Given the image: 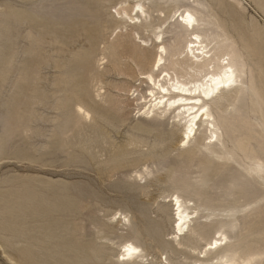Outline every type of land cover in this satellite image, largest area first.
<instances>
[{"label":"rangeland","instance_id":"rangeland-1","mask_svg":"<svg viewBox=\"0 0 264 264\" xmlns=\"http://www.w3.org/2000/svg\"><path fill=\"white\" fill-rule=\"evenodd\" d=\"M136 1L0 0V264H132L126 242L144 257L135 264H264V175L252 171L264 164V0L152 2L145 28L117 16ZM188 10L243 83L213 105L214 146L204 126L183 146V122L143 117L153 85L140 73H160L154 34L178 73ZM133 32L147 43L133 46ZM175 197L197 211L185 238Z\"/></svg>","mask_w":264,"mask_h":264},{"label":"bare ground","instance_id":"bare-ground-1","mask_svg":"<svg viewBox=\"0 0 264 264\" xmlns=\"http://www.w3.org/2000/svg\"><path fill=\"white\" fill-rule=\"evenodd\" d=\"M152 2L157 5L170 4L175 7L176 4L182 2V0H137L130 8L121 6L116 12L117 16L120 20H128L132 25L140 24L142 28H145L151 21L149 20L150 17L146 10V4ZM179 17L181 25L187 30L194 31L192 34L194 39H191L181 52L173 55L171 54V65L178 68V73L173 72L171 74L170 71H168L170 69L167 70L168 66L166 69L163 68L165 65V61L161 55L165 53V48L163 47V33L158 32L154 34L157 54H161L155 57L153 68L157 67L160 73L156 79H154L149 72L140 73L142 78L138 79V82L140 80H148L153 85V88L149 89L150 100L146 111L143 112V117L152 119L156 117L170 118L173 116V118L175 117L179 122H183L181 139L183 146L190 145L191 142L196 139L199 128L204 126L203 140L208 145L214 146L220 142V140L216 130L217 125L214 123L216 117H219V115H213V105L221 100L226 93L232 94L233 99H236L237 95H241L243 92V83L237 71L233 69V62L231 60L224 63L222 62V58L210 55L211 48L209 44H205L195 32L198 27V21L195 15L188 10L180 14ZM119 34L120 36L123 35L121 31ZM130 36V42L133 46H137L136 43L139 41L143 44L147 43L140 32H133ZM140 55L141 54H137V56ZM178 76L182 79H186L180 82ZM187 77H189V79ZM133 87L135 88V86ZM228 106L230 105H227V107ZM227 107H225L226 109L224 110H227ZM78 110L85 115V118H89V113L83 111L82 108ZM175 113L176 115L174 116ZM219 114H221V112ZM131 145L135 146V144ZM242 151L246 152L247 148L244 147ZM216 157L220 158L222 156L221 154H216ZM252 171L264 175V164L256 162V166ZM173 202L175 207L174 217H176L174 220L175 226H173L174 234L176 237L182 236V238H185L197 211H190L189 207L183 205L178 197H175ZM223 239H225V234L220 232L218 239L214 238L207 244L209 247L205 253H209L212 250L217 251ZM120 256L126 263L135 264L139 261H144V257L140 254L139 247L130 242H126L122 245ZM258 256L259 254H254L249 258L241 260L242 263L248 264ZM239 260L240 258L230 257L217 264H239ZM18 262L19 261H17V264Z\"/></svg>","mask_w":264,"mask_h":264}]
</instances>
